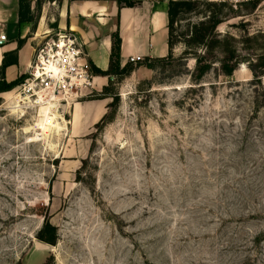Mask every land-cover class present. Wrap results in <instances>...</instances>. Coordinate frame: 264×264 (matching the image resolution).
<instances>
[{
  "label": "rangeland",
  "instance_id": "1",
  "mask_svg": "<svg viewBox=\"0 0 264 264\" xmlns=\"http://www.w3.org/2000/svg\"><path fill=\"white\" fill-rule=\"evenodd\" d=\"M185 1L170 59L103 92L82 158L58 112L0 92V264H264V1Z\"/></svg>",
  "mask_w": 264,
  "mask_h": 264
},
{
  "label": "crops",
  "instance_id": "2",
  "mask_svg": "<svg viewBox=\"0 0 264 264\" xmlns=\"http://www.w3.org/2000/svg\"><path fill=\"white\" fill-rule=\"evenodd\" d=\"M21 0H0V33L6 41L0 44V65L5 53L16 51L17 61L6 67V81L24 74L33 57L40 35L46 31H71L81 45L90 66L107 71L113 35L119 43V69L132 63L133 73L147 75L144 66L150 59L165 58L168 45L167 10L170 0H22L24 18L19 19ZM20 43V45H19ZM133 58L135 61H130ZM115 74L97 75L93 72L92 98L74 103L66 124V143L75 141L67 150L73 157L88 151L89 137L107 114L111 97L105 88L115 85ZM91 94V95H92ZM64 152V148L62 151Z\"/></svg>",
  "mask_w": 264,
  "mask_h": 264
},
{
  "label": "built area",
  "instance_id": "3",
  "mask_svg": "<svg viewBox=\"0 0 264 264\" xmlns=\"http://www.w3.org/2000/svg\"><path fill=\"white\" fill-rule=\"evenodd\" d=\"M216 1L236 6L264 0ZM39 38L24 78L14 89L18 111H31L38 118L46 108L49 113L58 111L68 117L74 103L92 94V68L71 31H46ZM5 41L6 36L0 33V43Z\"/></svg>",
  "mask_w": 264,
  "mask_h": 264
},
{
  "label": "trees",
  "instance_id": "4",
  "mask_svg": "<svg viewBox=\"0 0 264 264\" xmlns=\"http://www.w3.org/2000/svg\"><path fill=\"white\" fill-rule=\"evenodd\" d=\"M28 4V3H27ZM26 2L25 1H20L19 4V19L22 20L24 18V9L26 7ZM190 6L189 1H185V0H170L169 4H168V10H167V18H168V23H167V27H168V45L169 48L171 49L169 54L165 57V58H159V59H150V60H146L144 62V66H146L147 68L153 70L155 68V63H161V62H166L170 59L171 54H172V48H173V44H174V37H173V25L174 23H176V19L178 18V15L181 11L183 10H188ZM28 7V5H27ZM220 22L219 19H215L214 16L209 17L208 22H201L197 25H193V29H192V43H196L199 45H203L206 49L208 48L209 43L208 41H206L205 39L208 38L211 34V30H214L216 25ZM205 41V42H204ZM119 43L120 40L117 36V34L113 35L112 38V47H111V54H110V65H109V69L107 71H100L98 69H96L95 67H92V71L97 74V75H109V74H113V75H117L118 77L121 76H125L128 73H130L133 70V64L132 63H127L123 68L119 69ZM20 45V43H19ZM230 55H228L227 57H225V61H222V69H221V73L223 75H230L232 74L234 67L229 66L226 64V60H230ZM196 62H201L202 58L201 57H195ZM17 61V56H16V51H11L8 53H5L3 56V60L2 63L0 65V76H1V81H0V92L2 91H7L10 90L11 88L17 86L19 83H21V81L24 78V75H20L17 78H15L12 81H6L4 78V72L7 66L11 65V64H15ZM204 67H201V71H203ZM260 74H255V77H258ZM108 89L105 88V90ZM104 119V117H103ZM103 119L101 120V122H99L96 125V128L99 127V125L102 123ZM37 238L39 240H42L48 244H54L55 243V232H54V228L50 225V223L48 221L45 222L44 226L42 227V229L38 232L37 234Z\"/></svg>",
  "mask_w": 264,
  "mask_h": 264
},
{
  "label": "bare ground",
  "instance_id": "5",
  "mask_svg": "<svg viewBox=\"0 0 264 264\" xmlns=\"http://www.w3.org/2000/svg\"><path fill=\"white\" fill-rule=\"evenodd\" d=\"M10 100H12L11 102L12 103H14V105H15V107H18L19 106V104H17L16 102H17V96H15V93L13 92V94L10 96V98H9ZM41 111H44V114L46 115L50 110L49 109H46V108H44V109H42ZM58 112V111H57ZM43 114V115H44ZM59 115H60V119H61V121L63 122V124H64V127H65V129H66V124H67V120L65 119V118H63L62 117V115L59 113ZM42 116V115H41ZM49 116V115H48ZM44 117H46V116H44ZM56 117H55V115L54 116H51V118H46V126H44V125H42V124H40V127L42 128V130H47L49 127H47V126H50V127H58V130H61L60 129V127H59V124H58V122L57 121H55L56 119H55ZM44 119V118H43ZM44 121V120H43ZM42 121V122H43ZM41 122V121H40ZM39 126V125H38ZM58 130H55V131H58ZM42 132V131H41ZM44 132V131H43Z\"/></svg>",
  "mask_w": 264,
  "mask_h": 264
},
{
  "label": "water",
  "instance_id": "6",
  "mask_svg": "<svg viewBox=\"0 0 264 264\" xmlns=\"http://www.w3.org/2000/svg\"><path fill=\"white\" fill-rule=\"evenodd\" d=\"M0 44H2V42Z\"/></svg>",
  "mask_w": 264,
  "mask_h": 264
}]
</instances>
